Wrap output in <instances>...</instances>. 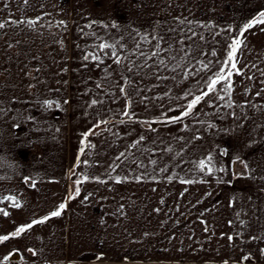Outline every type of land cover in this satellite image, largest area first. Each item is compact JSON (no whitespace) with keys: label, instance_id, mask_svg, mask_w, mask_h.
<instances>
[{"label":"crops","instance_id":"1","mask_svg":"<svg viewBox=\"0 0 264 264\" xmlns=\"http://www.w3.org/2000/svg\"><path fill=\"white\" fill-rule=\"evenodd\" d=\"M261 11L264 0H0V262L264 264V25L239 35ZM235 38L230 96L221 84L181 123H143L180 115Z\"/></svg>","mask_w":264,"mask_h":264},{"label":"snow or ice","instance_id":"2","mask_svg":"<svg viewBox=\"0 0 264 264\" xmlns=\"http://www.w3.org/2000/svg\"><path fill=\"white\" fill-rule=\"evenodd\" d=\"M24 2L27 4L28 0H24ZM28 23L30 25L34 24L35 21H28ZM60 24H64L65 22L64 21H60L59 22ZM96 23H101V22H97V21H92L89 25H87V27H91L92 24H96ZM183 23V21H182ZM254 25H264V11H261L259 12V14L256 16V18L252 19L250 22H248L247 24L243 25V28L240 30V33L239 35L240 36H243L244 35V32L247 31L248 29H251ZM113 27H116V24L113 23L112 25ZM5 27V24L4 23H0V29L4 28ZM104 27H107V25H104ZM262 31H264V29H261ZM83 31V30H81ZM91 35V34H89ZM242 44V41L238 38H235L232 40V43L230 45H228V47L231 49L230 51L227 52V59H225L223 62H222V67L219 68V70L215 73L212 74V76L208 77L204 84H205V87H206V90H202L201 91V94L200 95H195L193 99H191L187 104L186 106L182 105L181 106V112H180V115L178 116H172V117H168L167 121H144L143 123H148L149 126L151 125V123H155V122H166V123H181L183 121V119L185 117H188L189 115L193 114V110L196 108V106L198 104L201 103V101H203L205 99V97H209L210 94L212 93H215L217 91V86L218 85H223V89L225 92L228 93V95L230 96V92H231V87H232V81H231V77L233 76V73L235 72L236 74H240V69L237 68V63H236V54H237V51L239 49V47L241 46ZM96 47H98L101 51L105 50V49H111V52H110V58H113V62L117 65L121 64L122 63V59L120 57V55L118 54L117 50H116V45L115 44H109V43H106V42H101L99 43ZM121 47H123V45H121ZM137 47H139V45H137ZM157 48H159V45L157 44L156 45ZM107 54V53H106ZM141 55H143V53L141 52L140 53ZM158 55V52H153L152 53V56H156ZM212 56H215L216 53L215 51H213L211 53ZM91 56V59L93 61H99L100 63H102L103 61L100 59L99 56H97L96 54L92 53V54H89V55H85L83 57V59L85 61L89 60V57ZM161 64L164 63V61H160ZM202 64V70H207V71H210L211 70V65H212V61H208L207 63H204V62H200ZM105 71H107V69H105ZM129 71H131V68H129ZM173 71H175V68L173 69ZM188 75H192V73H187L186 74V77ZM126 84H129L130 85V81L126 80L125 81ZM97 87H99V85H97ZM120 92L121 93H124L126 96H127V91H126V88L121 86L120 87ZM189 95H193V93L191 91L189 92H186L184 94V99H187V97ZM219 99L223 100L224 99V96H219L218 97ZM179 99V97L177 98ZM45 103L48 105V107H51L52 106V101H45ZM65 104L68 103L67 100L64 101ZM98 101L97 100H92L91 101V104L92 105H95L97 104ZM130 104L131 102L129 101V104H128V107H130ZM59 103L57 102V107H59ZM228 106H231L230 104ZM173 109H169V111H172ZM123 115L128 117L129 120H132L133 116H135V113L132 112L130 113L129 111L125 110L123 112ZM164 116H167V113H164L163 114ZM122 123L124 121H121ZM110 123V121L108 120H101L99 121L98 123H96L94 125V128H99L101 124H108ZM211 127V125H209ZM185 127H187V125H185ZM153 131H155V129H151ZM93 134V130L90 129L89 132H86L83 134L84 136V139H82L80 141L81 145H85V141L87 140V137L89 135ZM197 139L199 137H196ZM144 139V136H140L139 140H137L133 145L132 147H135L136 144H139L142 140ZM180 139H183V137H180ZM87 147H94V145H92L91 143H88L86 145ZM169 151H171V149H169ZM85 152V147H81L80 148V153L83 154ZM125 154L124 153H120V156L116 157L117 160H119L122 156H124ZM211 156L208 157V160L209 162H211ZM84 163H87V161H84ZM81 164V160H80V157L78 156L77 157V160H76V165L74 166V168L76 166H79ZM206 165H205V161L204 160H201L199 162V168L201 171H203L205 169ZM163 170V169H162ZM207 172L208 173H211L212 172V168H208L207 169ZM73 174H75L74 170H73ZM169 179L171 180V177H169ZM88 180V177L85 176L83 180H80V179H77L74 181V183L77 185L76 187V190H75V195L78 196L80 194V187L79 185L81 183H83L84 181ZM136 180L137 182H139L140 180V177H136ZM98 182H103V181H98ZM116 182L117 183H120L121 180L119 178L116 179ZM181 183H193V181L191 180H181L180 181ZM90 195V194H89ZM71 198H75V196H72ZM8 199H14L12 197H9ZM85 199H87V197H85ZM15 207H20L19 204H15L14 205ZM66 207V205L64 203H61L59 206H58V209L53 211L50 215L52 217H56V216H59L61 215V212L62 210ZM4 215H8L7 212H4ZM49 217H45L43 218L42 220H34L31 224H28V225H23V226H20L19 228L16 229L15 232L11 233V236L12 237H16V236H19L21 233L25 232L27 229H30L33 224H38V223H44L45 220H47ZM10 237L9 236H0V242H3V241H6L8 240ZM229 240H232L233 238L231 236L228 237ZM29 251H32L33 252V255H35V252L32 250V249H29ZM13 255V253H9L8 255H6L4 257V261H8L9 258ZM100 257H97V259H99ZM244 259H248V257H244ZM0 264H3V262H0Z\"/></svg>","mask_w":264,"mask_h":264},{"label":"rangeland","instance_id":"3","mask_svg":"<svg viewBox=\"0 0 264 264\" xmlns=\"http://www.w3.org/2000/svg\"><path fill=\"white\" fill-rule=\"evenodd\" d=\"M177 35L179 34V33H176ZM197 34H199L200 35V33H197ZM210 34V38H212L213 36H214V38L213 39H211L210 40V43H209V46L210 47H214V49L215 48H218V41L219 40H217V35H215L216 33H209ZM217 34H219V36H220V38L219 39H221V38H223V35H225V36H227V34L228 33H217ZM222 36V37H221ZM182 41V40H181ZM200 41V39L199 38H195V36H194V38L191 40V44L193 45V46H196V44H197V46L199 47L200 45V43L198 44V42ZM165 42H163V44H164ZM169 44L171 45V43H170V40H169ZM176 45H179V46H181L182 44H183V42H178V43H175ZM195 44V45H194ZM205 44V43H204ZM205 45H207V44H205ZM163 46V45H162ZM162 55H164V53L162 54ZM213 59V57L212 56H210L209 57V60H212ZM196 64L194 65V70H195V68H196ZM215 72V71H214Z\"/></svg>","mask_w":264,"mask_h":264},{"label":"water","instance_id":"4","mask_svg":"<svg viewBox=\"0 0 264 264\" xmlns=\"http://www.w3.org/2000/svg\"><path fill=\"white\" fill-rule=\"evenodd\" d=\"M17 258H18V256H16V255L12 257V259H17Z\"/></svg>","mask_w":264,"mask_h":264}]
</instances>
